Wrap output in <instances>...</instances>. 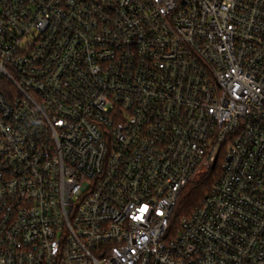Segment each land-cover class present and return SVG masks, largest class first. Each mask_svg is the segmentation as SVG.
I'll return each mask as SVG.
<instances>
[{"label": "built area", "instance_id": "obj_1", "mask_svg": "<svg viewBox=\"0 0 264 264\" xmlns=\"http://www.w3.org/2000/svg\"><path fill=\"white\" fill-rule=\"evenodd\" d=\"M0 264H264V0H0Z\"/></svg>", "mask_w": 264, "mask_h": 264}, {"label": "trees", "instance_id": "obj_2", "mask_svg": "<svg viewBox=\"0 0 264 264\" xmlns=\"http://www.w3.org/2000/svg\"><path fill=\"white\" fill-rule=\"evenodd\" d=\"M219 169H211L201 175L197 180L189 182L181 192L179 202L174 212L173 223H180L192 216L196 208L203 202L205 196L209 193L215 184Z\"/></svg>", "mask_w": 264, "mask_h": 264}, {"label": "water", "instance_id": "obj_3", "mask_svg": "<svg viewBox=\"0 0 264 264\" xmlns=\"http://www.w3.org/2000/svg\"><path fill=\"white\" fill-rule=\"evenodd\" d=\"M216 165V160L214 161V163L212 164V168H214Z\"/></svg>", "mask_w": 264, "mask_h": 264}, {"label": "rangeland", "instance_id": "obj_4", "mask_svg": "<svg viewBox=\"0 0 264 264\" xmlns=\"http://www.w3.org/2000/svg\"><path fill=\"white\" fill-rule=\"evenodd\" d=\"M216 176H218V175H216ZM199 177H200V176L195 177L194 181L197 180Z\"/></svg>", "mask_w": 264, "mask_h": 264}]
</instances>
